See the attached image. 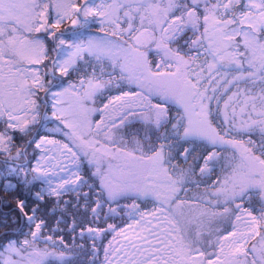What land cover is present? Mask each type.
Wrapping results in <instances>:
<instances>
[{"label":"snow or ice","instance_id":"obj_1","mask_svg":"<svg viewBox=\"0 0 264 264\" xmlns=\"http://www.w3.org/2000/svg\"><path fill=\"white\" fill-rule=\"evenodd\" d=\"M0 264H264V0H0Z\"/></svg>","mask_w":264,"mask_h":264}]
</instances>
